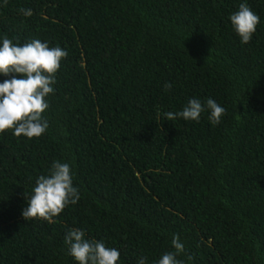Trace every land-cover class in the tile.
Instances as JSON below:
<instances>
[{
    "label": "trees",
    "instance_id": "obj_1",
    "mask_svg": "<svg viewBox=\"0 0 264 264\" xmlns=\"http://www.w3.org/2000/svg\"><path fill=\"white\" fill-rule=\"evenodd\" d=\"M244 2L260 17L248 44L230 20ZM5 37L68 55L46 131L0 133V264H79L73 228L117 264H156L177 234L184 264H264V0H0ZM208 98L226 110L218 124L207 109L164 116ZM55 161L80 199L26 221L25 192Z\"/></svg>",
    "mask_w": 264,
    "mask_h": 264
},
{
    "label": "clouds",
    "instance_id": "obj_2",
    "mask_svg": "<svg viewBox=\"0 0 264 264\" xmlns=\"http://www.w3.org/2000/svg\"><path fill=\"white\" fill-rule=\"evenodd\" d=\"M8 0H3L7 6ZM19 12L31 17V9L21 8ZM231 23L242 44H248L260 23V17L247 2L239 5V10L230 16ZM68 55L61 47H49L48 43L33 39L23 45L14 44L5 37L0 46V74L11 75V79L0 83V133L13 129L16 137L34 138L41 136L49 127L43 113L49 108L46 97L54 93L56 73L60 69L62 59ZM20 76L22 78H17ZM165 91L172 88L165 83ZM207 109L210 121L218 124L225 109L213 99L205 102L191 99L182 111L165 112L167 120L181 117L184 120L198 121L201 113ZM28 206L22 211L26 221L41 218L53 222L69 204H76L80 199L79 190L74 186L71 166L68 163L55 161L49 174L41 175L31 194L25 192ZM68 251L79 264H117L120 252L109 248L104 242L90 240L85 232L73 228L65 235ZM174 251L166 252L156 264H184L177 259L184 253L185 245L179 235L171 241ZM191 259V257H189ZM147 257H140L137 264H146Z\"/></svg>",
    "mask_w": 264,
    "mask_h": 264
}]
</instances>
